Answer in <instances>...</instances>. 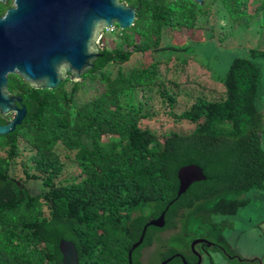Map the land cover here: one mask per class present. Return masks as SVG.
<instances>
[{"label":"trees","instance_id":"16d2710c","mask_svg":"<svg viewBox=\"0 0 264 264\" xmlns=\"http://www.w3.org/2000/svg\"><path fill=\"white\" fill-rule=\"evenodd\" d=\"M119 1L133 9L132 25L109 32L116 39L68 91V81L33 90L16 75L7 78L26 112L13 132L0 136V264H61L60 240L73 244L78 264H127V250L160 213L163 226L145 228L130 264H194L195 238L210 243L193 247L197 253L203 247L210 264V251L235 264H260L237 255L223 232L232 228L226 217L248 203L241 195L264 189V107L255 64L264 52L248 49L233 58L220 97L195 96L173 114L189 131L166 135L142 124L153 116L147 94L172 108L177 92L168 90L158 60L129 62L136 53L185 50L161 41L192 29L210 5L231 28L264 14V0ZM9 6L10 0L0 3V16ZM138 92L146 100H137ZM188 165L205 180L177 196V170ZM67 167L76 174L65 173ZM32 182L37 190L28 187ZM190 223L201 234L189 232Z\"/></svg>","mask_w":264,"mask_h":264},{"label":"water","instance_id":"95a60500","mask_svg":"<svg viewBox=\"0 0 264 264\" xmlns=\"http://www.w3.org/2000/svg\"><path fill=\"white\" fill-rule=\"evenodd\" d=\"M192 1L198 5L203 2ZM133 19V9L119 0H10V6L0 16V116L10 115L0 125V136L13 132L26 112L20 97L8 91L10 75L18 76L33 90H54L64 81L76 83L101 56L98 42L103 33L114 27L126 30ZM176 178L177 196L192 183L205 180L195 165L178 169ZM147 226L161 228L163 213L142 228L138 240L127 250V264ZM198 243L208 242L194 240L190 250ZM58 251L61 264H78L71 242L60 240ZM196 256L195 264H199L200 258Z\"/></svg>","mask_w":264,"mask_h":264},{"label":"rangeland","instance_id":"374dc122","mask_svg":"<svg viewBox=\"0 0 264 264\" xmlns=\"http://www.w3.org/2000/svg\"><path fill=\"white\" fill-rule=\"evenodd\" d=\"M208 8L207 14L201 15L192 29L180 30L171 37H164L161 41V47L177 45L185 46V50L136 53L130 59L129 64L132 65L137 61L150 63L158 60L161 64L160 72L164 76L168 90L178 93H176L177 98L172 108L161 103L158 95L147 94L149 97L147 103L150 104L148 111L153 116L142 124L150 130L156 131L158 135L188 132L190 127L184 122H177L173 118V114H179L187 109L195 96L207 99L219 98L223 92L222 79L230 61L235 57H245L248 49L264 52V14L260 13L248 25L236 24L228 28L224 16L218 17L215 14L217 7L210 5ZM103 34V39L98 42V45L108 48L112 40L116 39V35H109L107 31ZM176 57L184 58L186 63L180 66L179 61L175 60ZM255 64L258 66L261 76L259 99L264 107V60H256ZM128 66L123 65L124 69H127ZM174 82L179 84L174 86ZM71 85L72 83L66 82L65 90L68 91ZM145 96L146 94L138 92L136 99L146 100ZM16 169L18 172L19 168ZM64 170L68 175L76 174L72 167H67ZM28 187L31 190H37L39 184L32 182ZM241 198L248 200V203L240 207L236 214L226 217L232 223V228L223 232L224 237L230 248L241 258L258 259L260 264H264V189L249 190L241 195ZM186 226L189 232H193L195 235L201 234L197 224L190 223ZM165 240L167 241V239ZM170 242L172 244L176 240ZM209 253L212 264H235L228 261L219 251H210ZM201 264H210L204 255H202Z\"/></svg>","mask_w":264,"mask_h":264},{"label":"flooded vegetation","instance_id":"af4514ba","mask_svg":"<svg viewBox=\"0 0 264 264\" xmlns=\"http://www.w3.org/2000/svg\"><path fill=\"white\" fill-rule=\"evenodd\" d=\"M21 102V101H20ZM3 118H6L5 119V123L10 119V115H7V116H4ZM4 123V124H5ZM0 125H2V124H0ZM202 239V238H201ZM203 240H206V239H203ZM207 241V240H206ZM207 244H210L209 242L207 243ZM207 244H206V246H207ZM204 245V244H203ZM191 252L193 253V255L196 257V262H197V256L196 255H198V257L200 258V263L202 262V255H204L205 256V251L203 250V247H202V252L201 253H197V252H195V251H193V250H191ZM195 262V263H196ZM194 263V264H195ZM167 264V263H166Z\"/></svg>","mask_w":264,"mask_h":264}]
</instances>
